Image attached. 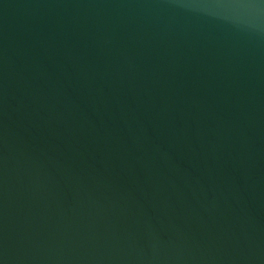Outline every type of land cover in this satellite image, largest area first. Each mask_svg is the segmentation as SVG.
I'll return each mask as SVG.
<instances>
[{"label":"water","instance_id":"95a60500","mask_svg":"<svg viewBox=\"0 0 264 264\" xmlns=\"http://www.w3.org/2000/svg\"><path fill=\"white\" fill-rule=\"evenodd\" d=\"M0 264H264V0H0Z\"/></svg>","mask_w":264,"mask_h":264}]
</instances>
